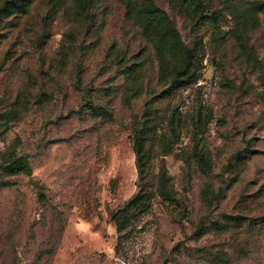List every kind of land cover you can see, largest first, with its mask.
Instances as JSON below:
<instances>
[{
  "label": "rangeland",
  "instance_id": "374dc122",
  "mask_svg": "<svg viewBox=\"0 0 264 264\" xmlns=\"http://www.w3.org/2000/svg\"><path fill=\"white\" fill-rule=\"evenodd\" d=\"M144 9L175 38L141 28ZM190 55L184 83L160 79ZM148 108L149 191L163 166L173 199L140 213ZM13 156L32 173L0 177V264H264V0H0V164Z\"/></svg>",
  "mask_w": 264,
  "mask_h": 264
},
{
  "label": "trees",
  "instance_id": "16d2710c",
  "mask_svg": "<svg viewBox=\"0 0 264 264\" xmlns=\"http://www.w3.org/2000/svg\"><path fill=\"white\" fill-rule=\"evenodd\" d=\"M181 1L188 6L198 5L200 0H175ZM165 16L162 11L158 9H144L139 14L140 27L146 31L153 32L154 36L158 39H165L167 37L174 39L175 36L171 31L163 32L162 24ZM193 56H186L184 58V68L178 70L176 67L163 64L160 67V79L165 81L169 79L172 85L180 86L184 83L185 72L191 68ZM183 75V76H182ZM159 125L152 118V109L148 108L141 120L137 122L132 131V150L135 155V167L137 171L138 192L133 195L131 200L127 203L126 209L132 208L138 212H145L149 209V204L154 195L159 196L164 201H172L170 192L167 189L168 178L163 166L160 167L159 176L154 192H150L151 178L149 175V163L151 149L147 148L149 144L151 147L153 136L156 134ZM170 153V149L163 151L162 156ZM194 157L198 160L206 161V158L201 152L194 151ZM32 173L31 164L27 161L26 157L13 156L8 162L0 164V177H11L15 175L30 176ZM3 187L7 186L5 182L1 184Z\"/></svg>",
  "mask_w": 264,
  "mask_h": 264
}]
</instances>
